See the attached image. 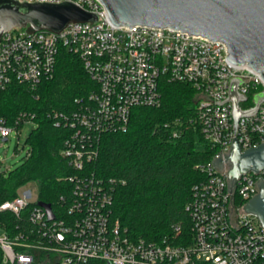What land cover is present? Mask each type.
<instances>
[{"label": "built area", "instance_id": "1", "mask_svg": "<svg viewBox=\"0 0 264 264\" xmlns=\"http://www.w3.org/2000/svg\"><path fill=\"white\" fill-rule=\"evenodd\" d=\"M19 1L72 3L98 21L73 23L58 34L22 28L4 33L0 89H36L52 79L63 49L81 59L97 88L76 99L72 112L52 114L55 126L69 131L61 156L72 169L64 178L69 190L51 204L54 217L28 191L0 204L2 264H264V227L245 211L259 193L264 169L231 181L227 163L215 165L229 154L234 138L242 151L264 143V100L254 115L239 119L236 130L232 103L225 102L231 81L240 79V110L254 109L256 96L264 94L262 74L232 63L221 40L174 27L117 26L100 0ZM163 80L194 88L201 134L218 153L196 167L205 179L193 186L186 206L189 235L177 224L171 236L149 241L131 236L115 218L116 182L97 177L89 166L105 134L127 132L134 109L161 105ZM34 119L25 112L11 123L0 117L1 141Z\"/></svg>", "mask_w": 264, "mask_h": 264}, {"label": "trees", "instance_id": "2", "mask_svg": "<svg viewBox=\"0 0 264 264\" xmlns=\"http://www.w3.org/2000/svg\"><path fill=\"white\" fill-rule=\"evenodd\" d=\"M96 88L81 59L63 49L52 79L36 89H0V117L11 123L25 112L33 114L37 124L27 140L23 165L9 171L0 161V204L31 183L37 185L39 201L50 204L69 190L64 178L72 169L61 156L69 131L56 127L52 114L72 112L75 100ZM160 91L159 107L134 109L127 132L102 137L98 159L89 166L97 177L115 180V218L131 236L149 241L171 236L177 224L189 235L186 206L193 186L205 179L196 167L212 162L218 153L201 134L194 88L163 80Z\"/></svg>", "mask_w": 264, "mask_h": 264}, {"label": "water", "instance_id": "3", "mask_svg": "<svg viewBox=\"0 0 264 264\" xmlns=\"http://www.w3.org/2000/svg\"><path fill=\"white\" fill-rule=\"evenodd\" d=\"M111 22L117 26L146 25L174 27L182 32L221 40L227 46V58L234 64H248L262 74L264 80V0H100ZM98 17L72 3H41L19 0H0V40L4 33L15 28L28 34L39 31L60 33L68 25L97 22ZM240 79L231 81L229 96L232 103L234 128L241 117L254 115L264 94L256 96L257 106L241 111L245 101L237 87ZM215 161V165H228V177L235 181L248 172L264 169V143L242 151L233 139L228 155ZM260 179V178H259ZM50 218L51 204L39 201ZM245 211L257 217L264 227V181L260 179L259 193L245 205Z\"/></svg>", "mask_w": 264, "mask_h": 264}, {"label": "rangeland", "instance_id": "4", "mask_svg": "<svg viewBox=\"0 0 264 264\" xmlns=\"http://www.w3.org/2000/svg\"><path fill=\"white\" fill-rule=\"evenodd\" d=\"M37 128L36 123H27L20 131H13L9 141L2 142L0 139V161L4 167L13 171L21 167L25 162L29 147L27 140L33 130ZM201 149V147H199ZM28 191L33 198L38 197L37 185L31 183L20 190V192ZM2 231L0 230V236Z\"/></svg>", "mask_w": 264, "mask_h": 264}]
</instances>
